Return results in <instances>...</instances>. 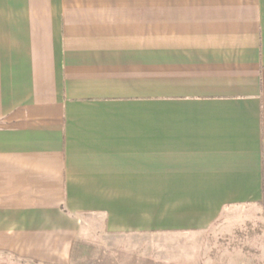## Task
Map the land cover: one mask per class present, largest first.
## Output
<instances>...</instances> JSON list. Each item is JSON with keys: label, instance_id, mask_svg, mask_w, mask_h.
Instances as JSON below:
<instances>
[{"label": "crops", "instance_id": "0c3cea01", "mask_svg": "<svg viewBox=\"0 0 264 264\" xmlns=\"http://www.w3.org/2000/svg\"><path fill=\"white\" fill-rule=\"evenodd\" d=\"M243 232L264 263V0H0V258Z\"/></svg>", "mask_w": 264, "mask_h": 264}, {"label": "rangeland", "instance_id": "374dc122", "mask_svg": "<svg viewBox=\"0 0 264 264\" xmlns=\"http://www.w3.org/2000/svg\"><path fill=\"white\" fill-rule=\"evenodd\" d=\"M262 234V229H257ZM165 239H158L156 250L141 245L139 254L128 250L110 249L97 244L79 246L73 264H264L257 246L247 245L244 232L237 236L211 239V243L199 249L197 243L184 242L166 245ZM128 246V245H127ZM189 248L191 250H189ZM0 264H24L21 260L0 258ZM26 264V263H25Z\"/></svg>", "mask_w": 264, "mask_h": 264}]
</instances>
